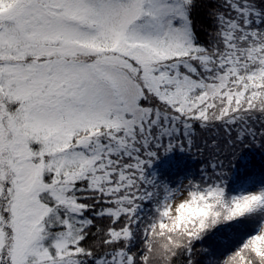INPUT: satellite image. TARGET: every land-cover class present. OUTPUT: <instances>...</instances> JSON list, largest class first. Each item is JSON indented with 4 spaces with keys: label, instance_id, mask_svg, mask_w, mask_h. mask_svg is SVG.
Listing matches in <instances>:
<instances>
[{
    "label": "snow or ice",
    "instance_id": "obj_1",
    "mask_svg": "<svg viewBox=\"0 0 264 264\" xmlns=\"http://www.w3.org/2000/svg\"><path fill=\"white\" fill-rule=\"evenodd\" d=\"M0 264H264V0H0Z\"/></svg>",
    "mask_w": 264,
    "mask_h": 264
},
{
    "label": "trees",
    "instance_id": "obj_2",
    "mask_svg": "<svg viewBox=\"0 0 264 264\" xmlns=\"http://www.w3.org/2000/svg\"><path fill=\"white\" fill-rule=\"evenodd\" d=\"M203 133L196 138V144L199 145L200 140L204 138ZM207 155V153H206ZM262 154L259 150L246 149L241 153L240 158L235 162L237 169L243 167L245 160L249 157L256 159ZM199 161L192 159L186 153L178 150L167 154L161 153L157 159L154 160L151 167L148 169V174L155 175L159 180L168 183H173L181 178L187 177L191 172H194L199 167Z\"/></svg>",
    "mask_w": 264,
    "mask_h": 264
}]
</instances>
